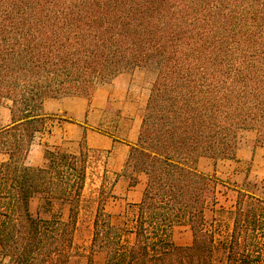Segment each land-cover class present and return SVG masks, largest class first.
<instances>
[{"label": "trees", "instance_id": "trees-1", "mask_svg": "<svg viewBox=\"0 0 264 264\" xmlns=\"http://www.w3.org/2000/svg\"><path fill=\"white\" fill-rule=\"evenodd\" d=\"M153 64L128 159L147 176L134 239L126 241L102 197L91 254L104 253V264H219L205 218L215 191L197 162L235 159L243 130L264 138V0H0V97L11 101L13 120L0 133L10 155L0 167L8 264H68L73 249L90 150L52 153L45 167L25 164L45 126L44 101L90 100L99 85ZM41 194L65 202L68 220L34 217L30 202ZM176 225L190 227L191 245H173ZM223 264H264V200L238 191Z\"/></svg>", "mask_w": 264, "mask_h": 264}, {"label": "rangeland", "instance_id": "rangeland-1", "mask_svg": "<svg viewBox=\"0 0 264 264\" xmlns=\"http://www.w3.org/2000/svg\"><path fill=\"white\" fill-rule=\"evenodd\" d=\"M156 76V66L149 68H132L119 74L113 80L97 87L99 104L95 117L87 122L91 130L96 133L115 137L120 140L131 135L138 137L142 118L147 105L152 83ZM85 98L82 96H76ZM87 99V98H85ZM0 97V103L6 101ZM62 117H57L61 119ZM56 121V118H51ZM132 131V133L129 132ZM128 135V136H127ZM246 144L249 146L264 147V138L259 139L255 130H243L239 134L238 147ZM86 146L89 150L87 164V180L82 194L76 229L73 239V249L68 264H104L105 255L101 252L91 254V241L93 235V222L99 200L106 197V210L112 216L113 223L125 230L126 241L132 242L134 218L137 204L142 198L146 186L147 176L143 173H135L129 158L114 166L111 151L89 148L84 140L79 142L65 141L62 145H47L44 148L45 163L50 164L52 153L79 154ZM229 160L212 158L203 155L199 159ZM49 159V160H48ZM199 162V160H198ZM200 172L209 179L210 187L215 191V198L205 211L206 228L215 233L216 249L215 257L219 264L226 259V248L233 228L234 215L238 191H243L249 196L264 200V165L243 166L240 168L238 178L232 177L223 171L222 166H198ZM264 164V157L262 160ZM260 165V164H259ZM219 171V172H218ZM135 182L136 189L130 191L131 183ZM103 192L105 193L103 195ZM254 202L247 198V206ZM30 212L34 217L41 219L60 218L67 221L69 218V206L57 199H48L46 195H37L30 202ZM171 242L175 246H188L193 242V234L189 226L176 225L172 229ZM0 264H8V260L1 257Z\"/></svg>", "mask_w": 264, "mask_h": 264}, {"label": "crops", "instance_id": "crops-1", "mask_svg": "<svg viewBox=\"0 0 264 264\" xmlns=\"http://www.w3.org/2000/svg\"><path fill=\"white\" fill-rule=\"evenodd\" d=\"M101 99L97 98V90L92 98L63 97L47 98L43 103L42 113L45 126L41 132L36 133L31 145V149L25 164L29 167L39 168L44 166V148L47 145H62L63 142H79L84 140L89 148L103 149L111 151L114 159V166L122 164L129 158L130 150L138 141V137L133 134L120 140L94 132L88 126L91 117H95L99 111ZM99 103V104H98ZM12 103L9 100L0 103V133L5 132L13 125ZM57 117H62L60 120ZM56 118V121L51 120ZM132 133V131L129 132ZM128 136V135H127ZM264 147L249 146L244 144L237 149L236 157L233 160H209L199 159L198 166H222L223 171L232 177L238 178L240 168L243 166H263ZM10 159V155L0 150V167ZM260 164V165H259ZM219 172V171H218ZM130 193L135 186H130Z\"/></svg>", "mask_w": 264, "mask_h": 264}]
</instances>
